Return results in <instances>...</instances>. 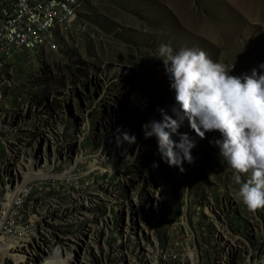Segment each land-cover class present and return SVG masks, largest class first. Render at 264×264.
Returning <instances> with one entry per match:
<instances>
[{
  "label": "rangeland",
  "instance_id": "rangeland-1",
  "mask_svg": "<svg viewBox=\"0 0 264 264\" xmlns=\"http://www.w3.org/2000/svg\"><path fill=\"white\" fill-rule=\"evenodd\" d=\"M183 1L211 22V37L179 25L171 0H85L76 21L7 65L0 122L17 125V166L27 167L37 188L36 177L53 178L30 214L29 239L17 254L0 255V264L33 254L42 264L50 244L60 259H71L68 239H79L86 225L94 229L84 258L95 264L114 262L118 248L137 257L138 230L149 264H183L189 253L194 264H244L254 260L248 249L255 259L264 253V210L248 211L237 195L232 170L210 143L222 139L219 132L201 139L184 120L178 131L196 146L183 173L164 162L156 137L144 135L145 124L162 119L158 109L171 115L179 107L158 57L162 43L174 51L202 49L230 75L264 74V19L230 0ZM125 133L136 142H124ZM172 138L179 143V135ZM5 145L0 137V160ZM83 198H93L91 206ZM69 208L75 215L87 210L89 218L70 220Z\"/></svg>",
  "mask_w": 264,
  "mask_h": 264
},
{
  "label": "clouds",
  "instance_id": "clouds-1",
  "mask_svg": "<svg viewBox=\"0 0 264 264\" xmlns=\"http://www.w3.org/2000/svg\"><path fill=\"white\" fill-rule=\"evenodd\" d=\"M158 57L179 107H173L171 115L158 109L162 119L143 126L145 138L156 137L164 162L183 173L184 162L194 163L191 150L196 146L186 133L178 131L184 120L201 139L206 133L219 132L222 139L210 143L232 170L239 186L237 195L248 211L264 210V74L253 69L251 74L230 75L226 64L197 48L174 51L162 43ZM173 135H179V143ZM123 141L134 144L136 138L125 133ZM68 259L70 253L60 259L56 249L44 264H68Z\"/></svg>",
  "mask_w": 264,
  "mask_h": 264
},
{
  "label": "built area",
  "instance_id": "built-area-1",
  "mask_svg": "<svg viewBox=\"0 0 264 264\" xmlns=\"http://www.w3.org/2000/svg\"><path fill=\"white\" fill-rule=\"evenodd\" d=\"M84 1L0 0V77L18 54L45 45L56 28L76 21ZM10 125L0 122V133L5 134L3 138L0 136L2 143L9 144L5 145L8 149L6 156L0 160V174L3 176V179L0 178V247L2 244H8V248L12 249L10 252L0 249V255L3 256L7 253H17V245L20 246L25 239H29L30 214L39 200L38 197L45 191L47 180L40 178L42 182L37 188L33 179L28 176L27 168L17 166V125ZM142 244L137 245L138 249L140 248L137 257L121 248L114 250L111 257H115V261L110 264H149V250ZM117 250H120V253H117ZM248 251H253L254 264H264V261L255 259V250ZM97 253L94 252L96 255ZM86 260L88 264H95L91 256ZM164 260L163 255L159 263Z\"/></svg>",
  "mask_w": 264,
  "mask_h": 264
},
{
  "label": "bare ground",
  "instance_id": "bare-ground-1",
  "mask_svg": "<svg viewBox=\"0 0 264 264\" xmlns=\"http://www.w3.org/2000/svg\"><path fill=\"white\" fill-rule=\"evenodd\" d=\"M230 1L233 2L234 4H236L241 11L248 14L249 16L257 18L258 20L264 19V0H230ZM171 3L177 9V11H176L177 14L176 13L175 14L177 15L176 21L179 23V25L187 27L190 30L195 31V32L200 33V34H203L205 36H208V37L212 36L211 30H212V28H214V26L211 24V22L204 20V19H199L194 14L190 13L186 9L185 3L183 0H171ZM48 177L53 178V176H48L46 174L40 175L36 178H48ZM83 200H85V201L87 200V204L85 206L89 207L90 203L93 202L94 199L93 198H83ZM71 211H72V209L69 208L68 218L70 220H75V219L82 220L84 217L89 216L87 214V212H88L87 210L82 211V210L78 209L77 211H79V213L76 215H75V213H71ZM93 229H94V227H93ZM93 229H92L91 225H86L85 229H83L82 232L80 233L79 239L78 238L68 239L69 243L66 244L65 252L68 250V248H72L73 252L71 254V259H69L72 264H88V262L84 258L83 250H84L86 244L93 243L91 241L92 240L91 235H92ZM124 233H126L125 229H124ZM137 233H138L137 239L140 241V243H142V240L144 239L143 237H141L143 235V232L141 230H138ZM7 245L8 244H2L0 249L10 252L12 249H11V247L8 248ZM49 247H50L52 253H48V251H47V253L49 255H51V254H53V251L56 250V247L54 246V244H50ZM63 247H64V245H63ZM228 250H229V248H227L226 251H228ZM232 250H233V248L230 247V251H232ZM17 252H18V250H17ZM116 252L120 253V250H117ZM187 256L188 257L186 260H184L183 264H194L196 261V258H197L196 255L193 253H189V255H187ZM36 258H37V254H33L30 257H23V258L21 257L19 259L17 257V264H36V261H37ZM256 259L260 260V261H264V253H261L259 256L256 257ZM42 264H44V261ZM244 264H254V260L248 259L245 261Z\"/></svg>",
  "mask_w": 264,
  "mask_h": 264
}]
</instances>
